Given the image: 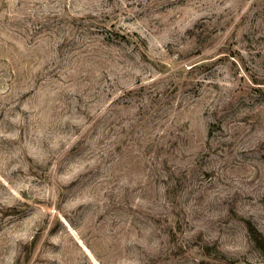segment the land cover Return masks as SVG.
I'll return each mask as SVG.
<instances>
[{
    "label": "rangeland",
    "instance_id": "rangeland-1",
    "mask_svg": "<svg viewBox=\"0 0 264 264\" xmlns=\"http://www.w3.org/2000/svg\"><path fill=\"white\" fill-rule=\"evenodd\" d=\"M0 264H264V0H0Z\"/></svg>",
    "mask_w": 264,
    "mask_h": 264
}]
</instances>
